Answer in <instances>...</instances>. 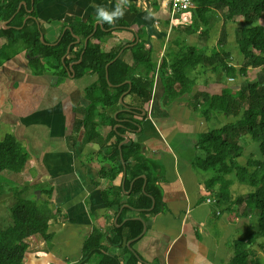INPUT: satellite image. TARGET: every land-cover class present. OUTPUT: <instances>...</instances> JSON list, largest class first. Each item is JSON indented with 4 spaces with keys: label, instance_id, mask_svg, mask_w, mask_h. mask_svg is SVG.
I'll return each instance as SVG.
<instances>
[{
    "label": "crops",
    "instance_id": "0c3cea01",
    "mask_svg": "<svg viewBox=\"0 0 264 264\" xmlns=\"http://www.w3.org/2000/svg\"><path fill=\"white\" fill-rule=\"evenodd\" d=\"M119 3L120 0H39L34 4V12L24 7L22 27L32 19L40 31V42L42 38L50 47L58 44L66 29L69 30L75 39L72 51L66 55V60L71 61L87 43H98L103 53L117 50V58L132 67V55L144 42V49L151 51L152 62L157 65L150 72L154 78L151 107L144 116L141 110L136 117V130L125 134L118 148L121 151L129 142L141 145V157L157 167L150 175L153 192L157 196L159 191L160 199L156 201L148 195L151 206L145 215L132 209L122 200L130 195V190L124 188L129 175L121 153L124 174L114 172L109 179L102 175L105 170H112V164L103 157L109 153L108 146L114 139L109 144L93 141L84 145V133L74 130L80 110L89 104L86 90L97 81L92 71H85L81 78L75 79L73 67L81 58L78 63L68 65L67 78L59 82L50 72L34 75L26 52L19 51L0 66V143L6 136H12L26 153L27 161L20 173L2 172L0 181L7 184L9 177H17L16 187L24 188L20 192L25 197L31 194L39 205L47 204L53 213L48 222L51 240L45 242L39 237L27 240L22 264H81L83 245L94 230L111 232L113 227L120 228L128 222L143 224L141 234L127 243L138 264H231L233 244L247 229H254L256 222L253 217L241 216V207L234 209L231 194L229 208L227 202L216 201L210 187L215 171L206 170L202 164L207 157L202 137L225 125L224 119L216 125V118H222L223 114L190 109L189 92L175 101L174 95H165L159 83L158 64L167 56L165 46L177 52L174 41L166 45L170 0H128L121 5L124 15L119 21L123 26L104 30L96 17L97 6L112 11ZM142 14H147L150 22ZM12 18L0 24V28L10 29ZM77 22L92 26L90 36L74 35L70 29L71 26L77 29ZM186 28L181 25L179 32L170 31L175 39L182 37L186 42L196 36L191 31L186 34ZM5 42L0 38V48ZM107 68L108 65L106 71ZM139 72L143 74L144 69ZM204 73H209L213 81H201L193 93L204 91L203 96L215 98L214 95L227 89L228 81L221 79L223 75L210 70ZM211 82L216 87L213 90ZM126 94L122 106L139 104ZM109 132L108 126L100 129L103 137ZM147 174L141 180L146 182ZM232 182L230 187L236 190L238 183ZM1 186L0 182V197L10 195L16 200L19 190L15 192L9 187L1 192ZM207 198L214 203H206ZM106 199L120 204L117 213L105 210L102 200ZM130 202L136 204L134 200ZM156 207L160 210L152 214ZM118 252L107 247L102 254ZM102 254L93 255L87 264H97Z\"/></svg>",
    "mask_w": 264,
    "mask_h": 264
},
{
    "label": "trees",
    "instance_id": "16d2710c",
    "mask_svg": "<svg viewBox=\"0 0 264 264\" xmlns=\"http://www.w3.org/2000/svg\"><path fill=\"white\" fill-rule=\"evenodd\" d=\"M33 1L36 4L39 0ZM191 1L199 8V20L187 26L184 29L185 33L191 31L198 38H208L210 30L214 29L210 26V20L213 17L217 19L215 14L219 12L224 20V26L217 44L218 46L222 44V47L219 51L214 49L210 55H205L201 51H196L194 47H187L185 41L181 46L180 38L175 39L173 43L177 45V52L167 50V56L163 57L158 65L157 75L165 95H174L175 101L189 92L187 87L190 83L189 70L195 72L199 67L208 68L227 77L228 81V78H234L236 74L245 78L249 68H264V28L259 24L264 18V0ZM21 2H25L28 9L31 8V0H0V24L13 17L9 23L10 29L0 28V38L6 41L0 48V66L19 51L24 50L34 75L40 76L50 72L60 82L67 78L68 65L78 63L81 58L80 63L73 67L75 79L81 78L85 71H92L97 81L86 90L85 98L89 104L80 110V118L76 121L74 130L84 133V145L93 141L109 144L114 139V143L108 146L109 153L103 157L112 164V170H105L102 175L109 179L114 172L119 175L124 174L121 153L126 166L125 172L129 175L128 180L124 182V188L130 190V195L122 200L131 205L132 209L141 211L142 215L147 214L146 210L151 206L148 195L154 197L156 201L160 199L159 191L157 196L153 192L150 175L157 167L141 157L140 144L129 142L130 144L121 147V151L118 146L123 142L122 137L125 134L136 130L138 125L136 117L141 115V110L148 113L151 107L154 78L150 76V72L155 71L157 66L152 62L151 51L145 50L144 42H141L132 55L134 65L128 67L117 58V50L105 54L98 43L93 45L87 43L86 48L78 50L72 61L66 60L68 47H71L70 52L74 47L75 39L72 33L66 30L58 44L51 47L44 46L40 42L37 24L31 21L32 19L22 27L26 13L24 7L18 10ZM142 15L146 19L147 14ZM234 18L240 20L232 22ZM119 20L121 19H116L111 25L102 23L103 29L111 30L123 26ZM146 21L150 22L148 18ZM228 23L237 25L233 42L229 40L228 31L225 29ZM76 25L77 29L71 26L76 36L80 38L90 36L91 25L81 22H77ZM167 25L174 32L180 31L181 24H177L175 18L168 19ZM125 26L127 27L126 23ZM216 30L219 33L220 30ZM97 37L98 35L95 34L94 38ZM233 50L241 58L237 68L232 56ZM140 69H144L143 74L139 72ZM248 84L249 95L246 98V105L240 98L236 102L225 92L215 98L203 96L204 99L199 105L201 110L207 107L205 110L208 114L218 112L228 117L232 114L237 118L234 123L226 124L202 137L207 145L205 148L207 157L202 164L206 170L215 171L216 175L210 185L213 188V197L215 196L218 203L227 202L229 208L232 205L229 191L231 182L235 181L239 186H246V196H237L233 203L235 206H243L241 216L253 217L256 222L254 229L249 230L234 243L235 255L231 264H260L255 256L249 254L248 246L256 244L258 240H264V103L262 104L264 81L260 84L257 82ZM239 92L240 97L243 92L240 90ZM124 94L135 98L139 104L122 106L120 99ZM256 94L260 95L255 96ZM241 108L242 113H240ZM106 126L110 127V132L103 137L100 129ZM246 138L258 145L259 157L243 166L237 164L235 157L243 153L239 142ZM26 161L27 155L16 140L12 136H6L0 143V174L4 171L20 173ZM146 172L148 174L145 182L140 177ZM16 195L15 203L9 210V223L0 224V264H22L28 249L26 241L31 238L39 237L45 242L51 240L48 222L53 217L52 210L47 204L39 205L23 197L20 191ZM130 200L136 201V204H132ZM102 203L105 210L113 209L117 213L120 209V204L109 203L107 199L102 200ZM158 210L160 208L156 207L152 214ZM127 230H130L129 235ZM142 230L143 224L140 222H128L120 228L113 227L111 232L94 230L83 245L81 264H87L95 254L101 255L106 252L107 247L119 252L102 254L97 264H138L137 258L128 250L127 243L138 237Z\"/></svg>",
    "mask_w": 264,
    "mask_h": 264
},
{
    "label": "rangeland",
    "instance_id": "374dc122",
    "mask_svg": "<svg viewBox=\"0 0 264 264\" xmlns=\"http://www.w3.org/2000/svg\"><path fill=\"white\" fill-rule=\"evenodd\" d=\"M198 10H199V8L192 2V5L190 8L185 9V10H179L175 14L174 18H175L177 24L179 23V24L184 25V26L192 25L193 21L199 20ZM219 16H220V13L216 12L215 17H217V19H214V17H213L210 20V26H213L214 29L210 30L208 38L205 39V38H198L197 36H191V37L187 38V41L185 42L187 47H194L196 49V51H201L204 54L206 53L205 55H210L212 50H214V49L219 51L220 48L222 47V44H221V46H218L217 41L219 40L218 37L220 35L222 27L224 26V23H223L224 20H223L222 16H220L221 18ZM221 19H222V22H221ZM238 20H240V18H234L231 21L232 22H238ZM259 24L261 25V27L264 28V18L260 21ZM236 27H237V25L233 26L230 23H228L227 26L225 27V29L228 31V38L231 42L234 41V37H235L234 32H235ZM216 29L220 30L219 33ZM70 30H72V29H70ZM165 34L168 36V38H167L168 42H166V45H169V43L175 41L174 40L175 35L170 31L169 28H167V31ZM179 42H180L181 46L184 45V39L182 37H180ZM41 44H43L44 46H48L44 42H41ZM70 48L71 47H68L67 53L70 52ZM165 48L167 50H169V47L165 46ZM68 50H69V52H68ZM164 53H165V49H164ZM164 53H163V55H164ZM174 53H176V52H174ZM232 56H233V60L237 64L236 68L239 67L241 58L239 57L237 52L234 50L232 51ZM209 70L210 69H208V68L199 67L196 69L195 72H193V70H189V72H188L189 73L188 78L190 81V83L187 85V87L189 89V94H190V99L188 101V107L190 109H192V108L201 109V107L199 105L201 103V100L204 99L202 94H204L205 92L200 91L197 93H193V89L196 88L198 86V84H202L203 82L201 83V81H203V80L208 81V82L213 81V79L208 76L209 73L208 74L204 73V72H208ZM221 79H223L225 81V79H227V77L222 76ZM228 79L230 80V82H227L228 83L227 89L224 90V92L227 95H231L232 98H234L236 100V102L238 101V98H240V100H242L244 102V104L246 105V98L249 95L247 93V88L249 85L248 83L257 82L258 84H260L261 81H264V68H258V69L249 68V71L247 72V75L245 78H242L241 76L236 74L234 78H228ZM211 84H213V82H211ZM211 84L207 83L208 86ZM262 86H263L262 88L264 89V84H262ZM214 88H216V87H214V84H213L212 90ZM239 90L241 92H243V94L240 97H239V93H240ZM208 95L210 96L211 94H208ZM259 95L260 94H256L255 96H259ZM184 96H185V94L182 97H184ZM214 96H221V95L219 93H217ZM262 101H264V99H262ZM263 103L264 102H262V104ZM206 108L207 107H204V109H206ZM242 110L243 109L241 108L240 113H242ZM222 119H224L226 121L225 125L228 123H234L237 120V118L233 117L232 114H230L229 117L223 114L222 118L221 117L216 118V125ZM222 127L223 126H221L219 128H222ZM239 145L243 148V153L235 157L237 164L246 166L248 162L255 161V159H257L259 157L258 145L256 143H254L253 141H251L249 138L241 139L239 142ZM6 176H7V174H4V177L7 179ZM16 178L17 177H15V176L9 177L7 184L5 182L0 181L2 184L1 192H3L4 189H8L9 187H11L13 189V191H15V192L18 191L19 189L16 187V185H18V181ZM0 180H2V178ZM19 191H24V188H20ZM246 193H247V187L246 186H239L238 185V188H236V190L230 189V194L234 197V199L237 196H246ZM26 195H27V198L29 200L36 202L35 199L33 198V196H31V194H26ZM23 197H25L24 194H23ZM13 202L15 203V200L13 201L12 197L10 195L5 197L4 199L2 196L0 197V220H1L0 222H9L10 221L8 218L9 208L13 207V205H14ZM238 207H241V206H236L234 209H236ZM241 211H242V207H241ZM251 224H253V223L251 222ZM251 229L252 228L247 229L244 232V234H246ZM233 246H234V244H233ZM248 250H249V254L251 256H255L256 259L260 262V264H264V240H258L256 242V244L249 245ZM234 255L235 254H234V248H233V253L231 254V259L234 257Z\"/></svg>",
    "mask_w": 264,
    "mask_h": 264
},
{
    "label": "clouds",
    "instance_id": "9594fccd",
    "mask_svg": "<svg viewBox=\"0 0 264 264\" xmlns=\"http://www.w3.org/2000/svg\"><path fill=\"white\" fill-rule=\"evenodd\" d=\"M22 3V2H21ZM128 3V0H120V3L117 4L114 10L109 11L104 6H97L96 8V17L100 23H107L109 25L113 24L116 19L122 18L124 15V8L121 6ZM22 7V6H21ZM146 19L149 17H145ZM169 19H170V4H169Z\"/></svg>",
    "mask_w": 264,
    "mask_h": 264
},
{
    "label": "built area",
    "instance_id": "2783aa9c",
    "mask_svg": "<svg viewBox=\"0 0 264 264\" xmlns=\"http://www.w3.org/2000/svg\"><path fill=\"white\" fill-rule=\"evenodd\" d=\"M191 5H192L191 0H170V20H172L174 18L175 14L179 10L188 9L191 7ZM172 22H171V24H172ZM228 82H230V80H228ZM149 111H150V109H149ZM145 114H146V112H145ZM206 203H208V204L214 203V200L211 198H207Z\"/></svg>",
    "mask_w": 264,
    "mask_h": 264
},
{
    "label": "water",
    "instance_id": "95a60500",
    "mask_svg": "<svg viewBox=\"0 0 264 264\" xmlns=\"http://www.w3.org/2000/svg\"><path fill=\"white\" fill-rule=\"evenodd\" d=\"M21 6L26 7V3H25V2L20 3L18 10L20 9ZM33 10H34V1L31 0V11H33ZM41 41L43 42L42 38H41ZM68 52H69V50H68ZM122 98H123V96H122L121 99H120V103H122V102H121ZM142 114H143V116H144V115H145V112L143 111ZM125 142H127L126 139H125Z\"/></svg>",
    "mask_w": 264,
    "mask_h": 264
}]
</instances>
